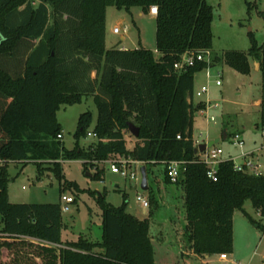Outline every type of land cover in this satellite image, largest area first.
I'll return each mask as SVG.
<instances>
[{
	"label": "trees",
	"instance_id": "16d2710c",
	"mask_svg": "<svg viewBox=\"0 0 264 264\" xmlns=\"http://www.w3.org/2000/svg\"><path fill=\"white\" fill-rule=\"evenodd\" d=\"M109 6L127 11L139 6L146 14L157 8V53L108 50ZM213 18L207 0H0V264H155L151 222L127 212L125 198L114 206L99 196L101 240L81 236L66 242L60 204L12 203L8 198L11 163L33 161L38 179L49 165L62 182V162L83 160L85 170L89 165L95 169L91 177L102 180L105 169L99 163L113 156L143 162L147 174L149 165L184 161L177 183L184 190L185 241L199 257L233 253L235 211L255 222L244 208L250 200L264 217V175L237 171L227 159L220 163L216 181L208 177L193 138L195 79L207 63L180 70L174 66L186 53L207 51L211 66L222 62L245 75L252 71L251 62L258 63V126L264 136V45L252 39L248 52L216 53ZM90 96L97 107L96 141L87 149L79 143L94 122L87 111L79 117L75 146L67 149L58 138L63 128L57 113ZM131 119L140 134L128 149L124 135ZM165 176L171 182L166 169ZM65 182L63 190L78 188ZM154 198L151 205H156Z\"/></svg>",
	"mask_w": 264,
	"mask_h": 264
},
{
	"label": "rangeland",
	"instance_id": "374dc122",
	"mask_svg": "<svg viewBox=\"0 0 264 264\" xmlns=\"http://www.w3.org/2000/svg\"><path fill=\"white\" fill-rule=\"evenodd\" d=\"M207 1L214 8L212 32L213 50L216 53L222 54L229 50L248 52L252 39L259 45H264V0ZM115 28L119 32H115ZM105 34V46L108 50L122 47L128 50L145 48L157 53L155 16L152 12L144 13L139 6L132 7L130 11L114 6L107 7ZM251 63L252 71L249 75L239 73L222 62L210 69V91L203 99L218 103L220 108L210 112L216 118L214 122L207 121L200 111L194 110L193 138L195 142L204 143L208 136L218 135L221 138L216 146L223 150V158L232 160L242 153L248 154L245 162L257 164L258 172L264 175V136L263 130L258 126L260 107L257 104L261 97L262 74L256 70V64L258 69L259 64ZM206 72L207 69H203L196 74V89L207 83ZM219 78L221 87L215 85ZM197 101L199 100L195 99ZM87 111L94 114V122L89 129L92 132L97 120V107L92 96L84 97L82 103L67 105L58 111L57 119L63 128L65 148L72 149L75 146L74 133L79 117ZM130 121L138 125L135 120ZM237 132L242 134L245 142L242 149L232 144V136ZM222 134L227 135L226 138ZM124 136L127 148L131 149L136 138L131 132ZM95 141V137L88 135L79 143L87 149ZM120 159L122 156H113L108 161L99 163V167L105 169L102 180L91 177L95 169L89 165L88 170H85L83 160L62 162L65 175L62 182L48 170L51 167L49 165L44 167V173L38 179L37 166L33 161L26 164L11 163L8 169L10 180L7 184V195L12 203L60 205L62 195L73 197L70 210L62 212L64 242L78 240L81 236L92 241L101 240L103 211L99 196L103 194L106 202L114 206H120L124 198L127 199V212L142 220L149 218L155 264H232L231 260L236 264H264V217L253 208L250 200L245 203L244 208L255 222L243 212L235 211L234 250L232 255H228L229 260H222L220 255L193 258L185 241L183 186L169 182L165 176V166L160 163L149 165V189L145 191L141 188V175H138L137 180H132L111 172L109 161ZM234 161L243 163L244 159L236 158ZM139 169L137 167V173ZM65 181L75 182L78 188L63 190L61 184H66ZM138 195H142L149 203L151 196H154L156 205L150 203V207L145 208L138 200ZM180 243L185 251L182 255L179 252ZM6 254L4 250V259Z\"/></svg>",
	"mask_w": 264,
	"mask_h": 264
},
{
	"label": "built area",
	"instance_id": "2783aa9c",
	"mask_svg": "<svg viewBox=\"0 0 264 264\" xmlns=\"http://www.w3.org/2000/svg\"><path fill=\"white\" fill-rule=\"evenodd\" d=\"M152 14L156 15L157 8L151 9ZM115 32H119L118 28H115ZM199 61H204L207 63V66L204 69H207L206 77H207V83L201 85L199 88L195 89L193 92V98L198 99L199 101L197 103H194V110H198L201 112L202 115H204L207 118V121L214 122L216 121V118L211 115V111L214 109L220 108V105L218 103H213L210 99H203V97L209 93L210 91V84H211V73L210 69L214 68L215 66H211V59H210V52H202L198 54H184L181 58V60L175 64V69H183L185 65H194ZM220 77V75H219ZM215 85L217 87L222 86L221 79H217L215 81ZM89 136L96 137V135L92 132L88 133ZM59 139H63V134L58 135ZM178 139H180V136H178ZM232 144L235 147L243 148L245 145L244 139L242 137V134L240 132H237L233 134L232 136ZM223 150L218 147L214 146L211 148H207L203 153H200V161L204 163L207 166V175L210 179L213 181L217 180V173H218V167L220 163L224 161L223 157ZM248 154L242 153V157H246ZM233 160V159H232ZM108 161V160H107ZM110 170L112 173L120 174L124 177H130L132 180H137L138 175L140 177L141 175V169L145 164L141 161L132 159L130 157H122L120 160H110ZM234 162V169L237 171H246L255 175H260V172H258V165L254 163H247L244 162L242 164L235 163ZM167 172V175L172 183H177L179 181L181 173L185 170V162L184 161H167L163 163ZM137 167H140L138 173H137ZM138 200L143 204L145 208L150 207V203L142 196L138 195ZM61 210L62 212H68L70 210V205L74 202V198L71 196L62 195L61 196ZM24 237V236H23ZM33 240V239H32ZM220 258L222 260H228L227 254H221ZM232 264H236V262L232 261Z\"/></svg>",
	"mask_w": 264,
	"mask_h": 264
},
{
	"label": "water",
	"instance_id": "95a60500",
	"mask_svg": "<svg viewBox=\"0 0 264 264\" xmlns=\"http://www.w3.org/2000/svg\"><path fill=\"white\" fill-rule=\"evenodd\" d=\"M1 36H0V44H1ZM257 66V64H256ZM129 129L132 135H134L135 138L139 137L140 134V128L138 126H136L134 123L129 122ZM227 135L224 134V138H226ZM220 142V139H215V140H211L209 142H205V143H201L200 145H198L195 148V153L196 154H200L203 153L207 148H211L216 146L218 143ZM88 175H91L88 173ZM141 188L143 190H148L149 188V184H148V174H147V169L146 166H143L141 169Z\"/></svg>",
	"mask_w": 264,
	"mask_h": 264
},
{
	"label": "crops",
	"instance_id": "0c3cea01",
	"mask_svg": "<svg viewBox=\"0 0 264 264\" xmlns=\"http://www.w3.org/2000/svg\"><path fill=\"white\" fill-rule=\"evenodd\" d=\"M154 16H155V14H154ZM124 38H122V40H123ZM121 49H124V50H128V49H126L125 47H122ZM256 64V63H255ZM256 70H259L258 68H257V66H256ZM196 89V88H195ZM194 99V98H193ZM198 102V101H197ZM197 102H195V99H194V103H197ZM257 104H258V106L260 105V99L257 101ZM222 137H224V135L222 134ZM220 139L221 137H219L218 135H216V136H214V137H211V136H208L207 137V140L206 141H204V143L205 142H209V141H211V140H215V139ZM195 144L198 146V145H200L201 143H198V142H195ZM242 155V154H241ZM241 155H237V157H234V158H232L233 160L234 159H236V158H238V159H244V162H245V159H246V157L248 156H246V157H242ZM230 158H231V156H229ZM224 160H227L226 158H223ZM243 162V163H244ZM236 163V162H235ZM237 163H239V162H237ZM240 164H242V162L240 163ZM164 182V181H163ZM148 183H149V177H148ZM234 219V218H233ZM152 234V233H151ZM157 240H160V239H157ZM182 247V245H181V243H180V250H179V252H180V254L182 255L183 253L185 254V251L181 248ZM190 249V251L191 252H189V254L193 257V258H201V257H199L198 255H196L195 253H194V251L191 249V248H189ZM232 255V254H231ZM207 258H210V257H208V256H206ZM229 260V259H228ZM227 261V260H226ZM232 261L233 260H231L230 262L232 263Z\"/></svg>",
	"mask_w": 264,
	"mask_h": 264
}]
</instances>
